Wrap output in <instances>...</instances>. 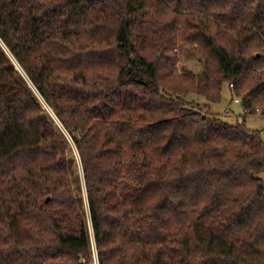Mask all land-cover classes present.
<instances>
[{"label": "trees", "instance_id": "16d2710c", "mask_svg": "<svg viewBox=\"0 0 264 264\" xmlns=\"http://www.w3.org/2000/svg\"><path fill=\"white\" fill-rule=\"evenodd\" d=\"M225 84L264 113V0H0V264L92 236L100 264H264V141L212 112Z\"/></svg>", "mask_w": 264, "mask_h": 264}, {"label": "rangeland", "instance_id": "374dc122", "mask_svg": "<svg viewBox=\"0 0 264 264\" xmlns=\"http://www.w3.org/2000/svg\"><path fill=\"white\" fill-rule=\"evenodd\" d=\"M192 66H195V63H190ZM182 62H179L177 64V68L181 71L182 69ZM232 86L229 84H225L224 85V89H223V95H222V99L220 102L212 104V112L216 111L217 113H219V115L224 119L227 120L228 122L231 123H236L239 121H243L244 119H246V124L249 128L251 129H256V130H260L261 131V135L264 141V113H262V110H258L255 113H249L245 115V110H244V106H243V95H234L232 93ZM236 98H240V102L236 101ZM186 100L188 101L189 105H194L197 106L198 104L200 106H198L199 108H202L203 111H209V109L205 108V104L207 102L206 98L203 96H200L196 93H192L189 94V96L186 97ZM44 107L51 112L47 106L45 105V103H43ZM56 124H57V132L60 136L65 137L68 142H69V147L71 148L72 151V155L75 158L74 161V168H75V172L78 175L81 184H82V188H83V196H84V209L86 212V215L89 219V208H88V203H87V195L85 192V184H84V179H83V171H82V165H81V160H80V156L79 153L77 151V148L75 146V143L72 139V137L70 136V134L65 130V128L61 125V123L57 120H55ZM260 177H262L264 179V174H260ZM85 262V261H84ZM87 263V262H85ZM87 264H100V259H99V255H98V249L95 243V239L92 236V257H91V261Z\"/></svg>", "mask_w": 264, "mask_h": 264}, {"label": "built area", "instance_id": "2783aa9c", "mask_svg": "<svg viewBox=\"0 0 264 264\" xmlns=\"http://www.w3.org/2000/svg\"><path fill=\"white\" fill-rule=\"evenodd\" d=\"M232 87H233V86H232ZM236 101H237V102H240V98H236Z\"/></svg>", "mask_w": 264, "mask_h": 264}]
</instances>
